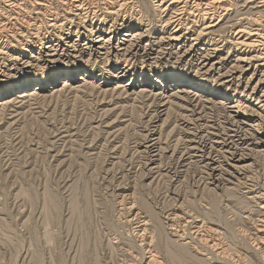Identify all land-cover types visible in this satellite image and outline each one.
Segmentation results:
<instances>
[{
  "label": "rangeland",
  "instance_id": "rangeland-1",
  "mask_svg": "<svg viewBox=\"0 0 264 264\" xmlns=\"http://www.w3.org/2000/svg\"><path fill=\"white\" fill-rule=\"evenodd\" d=\"M138 2V8L144 12L132 13L137 18L138 28H142L135 31L149 28L143 44L148 42V37L161 39L163 33L153 2ZM141 4H144L142 8ZM6 7L8 3L6 6L0 0V15L4 19L10 13ZM31 7L34 4L28 0V9ZM150 20L152 25L145 26ZM75 30L73 27L70 40L84 43L86 37L77 40ZM124 33L120 32L121 37ZM14 44L18 48L13 46L16 49L12 53L0 58V93L8 86L27 82L31 84L28 90H34L39 81L44 82L45 88L24 101L17 96L23 90L16 91L4 97L7 104L0 107V264H148L150 240L157 256L153 264H264V253L258 246L256 234L257 226L264 219L261 206L264 205V146L244 152L247 176L234 178L224 164L223 169L229 173L223 169L219 173V169L218 185L211 183L209 172L198 161L199 157L180 169L178 179L161 167L154 170L153 166L158 163H168L177 142L183 141L178 125L183 110L175 105L178 99L166 97L164 102L172 99L174 103L167 105L171 107L168 109L171 119L167 117L168 122L160 134L161 154L154 164L145 165L148 158L143 155L146 154L143 139L146 140L154 124L150 118L161 106L159 101L142 98L138 93L150 89L158 78L166 84L169 77L193 76L197 70L190 66L192 64L175 63L178 52L183 50L170 49L166 51L169 53H163L165 60L148 62V65H143L140 58L132 64L126 78L119 81L109 75L115 70L120 73L114 61L110 64L112 67L106 59L94 65L86 61L87 55L82 59L70 53V57L47 63L40 61L39 45L27 54L21 44L17 41ZM32 54L35 61L26 67L24 61ZM90 69L94 70L95 77L82 79ZM69 71H75V85H81L77 87L79 90L76 88L78 91L58 89L62 88L60 82ZM251 72L252 69L244 75L241 87L246 94L252 88L245 89ZM57 73L62 76L55 86L50 81ZM147 75L152 78L142 81ZM132 78L141 86L125 85ZM214 78L197 76V80L202 79L210 86ZM119 84L123 86L118 87ZM168 85L175 83L170 81ZM156 86L154 92H160L162 83ZM232 94L230 97L236 100L238 97ZM223 113L227 114L222 112V119ZM163 122L165 120L160 123ZM224 155L230 157L229 153ZM248 188L261 192L263 199L249 198ZM124 197L135 200L143 215L150 219V229L144 238L140 236L143 231L139 223L129 220L133 211L120 209ZM174 208L189 216L188 221L180 224L184 229L181 235L174 233L165 217L166 212ZM212 238L216 239L214 245L208 241Z\"/></svg>",
  "mask_w": 264,
  "mask_h": 264
},
{
  "label": "bare ground",
  "instance_id": "bare-ground-1",
  "mask_svg": "<svg viewBox=\"0 0 264 264\" xmlns=\"http://www.w3.org/2000/svg\"><path fill=\"white\" fill-rule=\"evenodd\" d=\"M1 1L6 6L8 3L6 8L10 13L6 19L0 15V58L12 53L13 46L18 48V45L14 44L16 41L22 45L23 52L27 54L39 45L38 49L41 51L42 59L40 61L47 63H55L64 57H70L72 56L70 53H74L76 58L81 57L82 59L87 55L86 61L91 64L94 63V65L97 61L103 62L106 59V63L111 66L110 64L114 61L116 63L115 68L117 67L116 69H119L120 73H117L116 70L111 74L107 73L121 81L126 78L127 73H130L132 64L137 63L140 58L143 65L146 63L148 65V62L158 63L165 60L163 53H169L166 51L170 49L183 50V52H178L180 54H178L175 63L192 64L190 66L196 68V74L193 72L194 75L191 77H174L173 79L169 77L167 82L173 81L174 86L168 85V83L164 84V80L160 82L158 78L153 82V85L151 84L150 89L145 88L138 93L142 98L159 101L161 106L155 110V116L150 118L154 124H151L152 129L145 137L146 140L143 139L146 143L145 150H143L146 154L143 155L148 158L145 165L151 166L156 162L155 158L160 157L162 150L158 147L160 134H162V128L164 125L166 126L167 117L170 115L168 109L171 107L169 108L167 105L174 103L172 99L168 98H173L179 100L175 105L180 106V109L183 110L182 117L178 119V125L182 129L183 141L177 142V147L173 149L168 163H164L165 165L158 163L157 166H153V169L161 167L162 171H166L168 174L172 173L173 177L178 179L182 173L180 169L185 165L187 166L188 161L193 162L194 158L199 157L198 161L209 172L210 177L206 175V178L208 176L212 184L218 185L217 182L221 178H218L217 175L221 173L224 164L228 165L230 175L234 178L247 176L248 169L246 168L248 165L244 164L246 161V153L244 152H253L258 150L260 146H264V0H151L163 35L159 40L148 37L146 44H143V40L146 39L149 28L147 27L143 32H136V29L142 28H138V24L135 23L137 18H134L132 14L143 11L138 8L139 0H31V3L34 4L31 9H28V0ZM140 6L142 8L144 4ZM2 7L5 6L2 5ZM32 10L33 12H31ZM146 15L149 16V13ZM151 19L153 18L151 17ZM151 25L152 21L150 20L145 26ZM73 27H76L74 32L77 34V40L81 36L86 37L87 40L84 43L70 40ZM82 28L85 30L82 31ZM121 31H125L122 34L123 37H121ZM116 39L117 42H115ZM36 40L39 44L36 43ZM189 41L191 42L188 43ZM224 51H227L226 55L223 54ZM34 57V54L32 57H26L27 59L24 61L26 67L32 66L31 62L35 61ZM233 59H235L234 63L228 67L227 65ZM122 63L124 64L121 65ZM224 69H226L225 72H223ZM251 69L250 83L245 84V89L248 90L251 86L252 88L246 94L245 90H241V87L244 83V75ZM86 72V76L82 79L87 80L90 77H95L93 69ZM69 73L61 82L59 78L62 74L57 73L50 84L57 86L60 82L62 88H58L59 90L72 88L77 90V87L81 85H75V71H69ZM163 75L161 72V79L164 78ZM200 75L215 77L213 79L214 84L210 86L209 83H204L205 81L202 79L197 80V76ZM143 78L142 81H149L152 75L143 76ZM106 81L108 82V80L103 82ZM136 82V78H132L125 85L140 87L141 85ZM158 83H162V90L154 92ZM30 85L27 82L5 88L0 93V107L7 104V99L4 97L16 91L23 90L17 96L26 100L30 96L32 98V95H35L39 89L45 88L42 81L35 84L34 90L27 89ZM184 85L191 88L179 87ZM122 86L121 84L118 85V87ZM143 86H147L146 83H143ZM223 87H225L224 90H222ZM231 91H234L233 94ZM230 94L238 98L235 100L230 97ZM166 97L169 100L167 103L164 102ZM233 108H237V110H232ZM258 110L260 111L258 112ZM220 111L227 113H223L225 115L223 119ZM169 119L171 118L169 117ZM164 120L165 122L160 123ZM180 144L181 146L183 144L182 149H180ZM198 152H202L200 156H197ZM225 152L229 153L230 157L224 155ZM214 153H217L216 155L219 157L217 158ZM219 169L220 172L218 173ZM148 171L150 172V170ZM225 171L227 172V170ZM252 188H248L246 191L250 194L248 197L262 200L261 192L256 193ZM120 205L122 206L120 207L121 210L128 208L133 211V217L129 220H136L139 223L138 225L143 231L139 234L144 238L150 229L148 227L150 219L143 215L142 209L137 206L133 199L129 201V198L125 199L124 197L120 201ZM261 206L264 208V205ZM164 211L166 212V209ZM166 214L165 217L169 221L171 229L175 231L174 233L178 235L181 231L183 232L184 229L180 227V224L188 221L189 216L180 213L176 208L166 212ZM192 220L190 221L192 222ZM196 229L199 228L196 227ZM256 234L258 246L264 253V219L257 226ZM215 238L208 241L214 245L217 239ZM147 246L150 255L146 258V262L153 264L156 262L157 256L151 240Z\"/></svg>",
  "mask_w": 264,
  "mask_h": 264
}]
</instances>
